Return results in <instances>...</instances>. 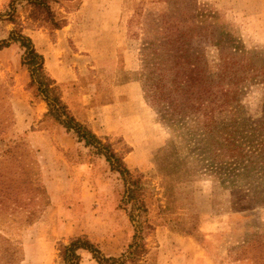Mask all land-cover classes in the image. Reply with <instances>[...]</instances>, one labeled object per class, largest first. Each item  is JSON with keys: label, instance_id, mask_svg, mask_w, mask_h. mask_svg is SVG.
I'll return each mask as SVG.
<instances>
[{"label": "rangeland", "instance_id": "374dc122", "mask_svg": "<svg viewBox=\"0 0 264 264\" xmlns=\"http://www.w3.org/2000/svg\"><path fill=\"white\" fill-rule=\"evenodd\" d=\"M8 1L0 0L1 13ZM56 1L52 7L66 21L60 30L33 25L24 1L16 2L15 18L70 113L142 175L154 231L145 237L148 254L140 264H261V164L256 161L248 178L214 177L204 153L208 135L198 119L170 125L148 102L141 47L186 43L212 85H235L229 110L249 125L264 110V0ZM165 16L172 19L164 26L171 35L131 36L130 19L148 28ZM2 19L0 40L14 27ZM22 55L16 44L0 51V264H64L58 245L77 236L106 257L126 255L134 228L120 176L45 116ZM224 58L236 64L218 77ZM233 120L230 111L222 114L219 129ZM218 171L224 177L229 172ZM78 253L80 264H96L88 252Z\"/></svg>", "mask_w": 264, "mask_h": 264}, {"label": "trees", "instance_id": "16d2710c", "mask_svg": "<svg viewBox=\"0 0 264 264\" xmlns=\"http://www.w3.org/2000/svg\"><path fill=\"white\" fill-rule=\"evenodd\" d=\"M17 1L26 2L29 7L27 19L38 28H44L51 32L62 29L65 19L53 9L56 0H9L7 9L0 12V21H8L14 27L8 33L6 39L0 40V51L11 44L18 45L23 50L22 65L26 66L32 85L36 87L38 96L42 97L46 104L45 116L51 117L68 133H72L77 142L94 151V155L103 157L113 173H117L124 185L122 203L129 206L128 218L133 224L134 234L132 243L128 246V253L118 258L104 256L97 245L86 236L69 238L67 243H60L58 256L64 264H80L81 257L78 253L84 250L91 254L96 264H140L143 257L148 254L145 246V237L154 231V227L147 219V195L148 190L142 181V175L133 173L126 166L123 157L115 152L110 144L102 142L87 124H82L69 111L62 100L61 92L55 80L47 74L44 58L37 52L32 40L23 34V31L15 18V4ZM142 3V2H140ZM139 3V4H140ZM142 6V4H141ZM141 6L135 16L140 17ZM172 19L165 16L161 23L153 22V26L138 27V20L130 19L131 36L139 37L142 31L144 38L150 39L156 36L171 35L166 23ZM138 28V30H137ZM179 36H188L189 32H179ZM141 77L146 98L161 120L170 125L179 126L182 120L194 117L205 129L208 135L205 140L204 153L211 161L209 172L219 179H244L256 165L261 164L262 172L259 179L264 178V110L261 116L253 123L237 122L236 110L231 111V93L235 85L230 89H224L212 85L213 81L208 76L204 65H198L197 57L193 60L189 57V49L186 43H155L146 42L141 47ZM235 62L222 59L217 65L218 77L225 76L235 66ZM210 79V80H209ZM222 78L218 79V82ZM236 94V92H233ZM231 112L234 120L231 125L219 129L218 117L226 112ZM211 135V136H210ZM255 160V161H253ZM249 164V165H246ZM229 171L226 177L219 172ZM260 238V237H259ZM261 239V238H260ZM263 242L258 241L260 252L264 257ZM261 259V258H260ZM264 264V261L261 263Z\"/></svg>", "mask_w": 264, "mask_h": 264}]
</instances>
